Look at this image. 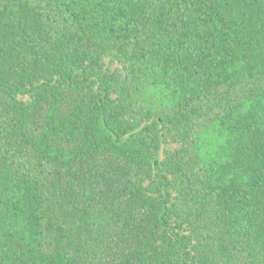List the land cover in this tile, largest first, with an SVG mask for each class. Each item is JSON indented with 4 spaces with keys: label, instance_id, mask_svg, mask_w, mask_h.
<instances>
[{
    "label": "trees",
    "instance_id": "obj_1",
    "mask_svg": "<svg viewBox=\"0 0 264 264\" xmlns=\"http://www.w3.org/2000/svg\"><path fill=\"white\" fill-rule=\"evenodd\" d=\"M0 264H264V0H0Z\"/></svg>",
    "mask_w": 264,
    "mask_h": 264
}]
</instances>
